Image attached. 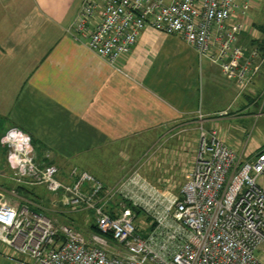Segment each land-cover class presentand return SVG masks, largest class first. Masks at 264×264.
Wrapping results in <instances>:
<instances>
[{"label": "built area", "instance_id": "built-area-1", "mask_svg": "<svg viewBox=\"0 0 264 264\" xmlns=\"http://www.w3.org/2000/svg\"><path fill=\"white\" fill-rule=\"evenodd\" d=\"M236 9V0H85L71 32L113 67L146 29L179 35L248 89L264 54L239 44ZM3 143L19 186L45 187L62 207L91 211L95 226L87 237L18 203L17 190L14 199L0 196V243L15 264H264V148L246 158L201 127L196 160L175 195L138 171L114 187L78 168L63 177L17 129Z\"/></svg>", "mask_w": 264, "mask_h": 264}, {"label": "crops", "instance_id": "crops-1", "mask_svg": "<svg viewBox=\"0 0 264 264\" xmlns=\"http://www.w3.org/2000/svg\"><path fill=\"white\" fill-rule=\"evenodd\" d=\"M84 1L0 0V133L27 134L41 163L114 187L155 162L145 157L161 140L167 163V132L180 123H203L228 145V120L264 116V66L242 89L182 36L149 28L113 67L71 32ZM236 4L239 44L264 47V0ZM246 148L250 158L264 146ZM0 245V264H15Z\"/></svg>", "mask_w": 264, "mask_h": 264}, {"label": "rangeland", "instance_id": "rangeland-1", "mask_svg": "<svg viewBox=\"0 0 264 264\" xmlns=\"http://www.w3.org/2000/svg\"><path fill=\"white\" fill-rule=\"evenodd\" d=\"M258 88L263 93L261 98L264 100V86H258ZM230 120L227 121L223 129L227 134L226 136H228V145L239 155H242L245 147L249 150L252 144L257 143L264 146V116L258 119L254 117H241L233 121ZM202 125L204 124L186 121L175 126L171 132H167L169 140L165 143H167V150L169 151L168 162L164 163L162 161L164 157L160 150L162 145L161 140L157 144V147L149 152L150 156L145 157L146 160L154 157L156 161L150 164L143 160L145 167L144 169L142 167L141 170L144 177L149 179L155 186L166 191H171L175 195H180L186 181V174L196 159L199 133L200 128L203 127ZM217 132L219 133V131ZM162 134L165 133L161 132L160 135L162 136ZM3 138L4 133H0V196L14 199L15 196L12 192L18 189L19 184L15 181L13 172L7 165V146L3 143ZM257 151H254L253 155ZM156 154L157 156L155 157ZM245 154L247 155V153ZM250 156L252 155L250 154ZM38 161L40 162V160ZM62 176L64 177L65 175L62 174ZM29 190L33 191V193L27 195L19 192L22 199L16 198L18 203H30L35 209L42 211L45 215L52 218L58 226L71 225L85 236H89L94 223L91 211H76L72 208L62 207L59 202L60 197L48 192L45 187L39 186ZM55 201H58V207H54ZM138 216L136 224L141 227L144 224L145 217L142 213Z\"/></svg>", "mask_w": 264, "mask_h": 264}, {"label": "trees", "instance_id": "trees-1", "mask_svg": "<svg viewBox=\"0 0 264 264\" xmlns=\"http://www.w3.org/2000/svg\"><path fill=\"white\" fill-rule=\"evenodd\" d=\"M255 44L253 43L252 45H250V46H252V47H257V46H254ZM249 46V47H250ZM259 50H260V52L262 53V54H264V47H257ZM46 165H50V163H46V162H44ZM43 163V164H44ZM18 189H16L18 192H21V193H25V194H31V193H33V191H31V190H29V189H34V188H29V187H25V186H18L17 187ZM34 208V207H33ZM35 209V208H34ZM35 210H37V209H35ZM135 211L138 213V214H140L141 212L140 211H138V210H136L135 209ZM95 229V226L94 225H92V229L91 230H94Z\"/></svg>", "mask_w": 264, "mask_h": 264}]
</instances>
